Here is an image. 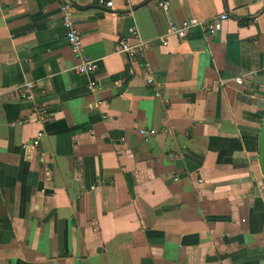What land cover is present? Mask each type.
Masks as SVG:
<instances>
[{"label": "crops", "instance_id": "1", "mask_svg": "<svg viewBox=\"0 0 264 264\" xmlns=\"http://www.w3.org/2000/svg\"><path fill=\"white\" fill-rule=\"evenodd\" d=\"M64 1L0 0V264H264V0H68L92 73ZM131 28L135 57L115 50Z\"/></svg>", "mask_w": 264, "mask_h": 264}, {"label": "built area", "instance_id": "2", "mask_svg": "<svg viewBox=\"0 0 264 264\" xmlns=\"http://www.w3.org/2000/svg\"><path fill=\"white\" fill-rule=\"evenodd\" d=\"M99 3L106 7H113V1L107 0H99ZM171 0H157V5L165 10L170 8ZM62 11V20L63 26L65 28L66 38L71 46L72 51L80 58V63L77 66V71L80 73H92L97 70L99 63L96 58L85 54L83 52V35L76 28L74 23L75 17V7L68 0L64 1L61 5ZM228 18V14L223 12L210 18L209 20H201L197 17H190L182 20L181 22H175L171 20L168 25L166 36H176L178 38H186L190 31L199 27L206 34H216L222 29L223 20ZM131 33L134 37L138 38V42L135 44H131L127 37H120L115 44V50L117 52H122L127 54L129 57H135L140 53H144L147 50L148 44L143 39L140 38L139 32L135 28L130 29ZM166 36L161 37V42L163 44L168 43V38ZM142 68L147 73L146 82L151 84L154 82L155 76L153 73V66L149 61H145L141 64ZM238 82H242L243 79L241 77L237 78ZM94 84V83H93ZM92 84V85H93ZM35 88V83L32 81L25 82L21 86L20 96L23 99H31L33 97L32 91ZM159 94V92L157 93ZM2 98V92H0V99ZM52 113L48 112L47 109L39 110V121L45 120L47 116H50ZM24 121L20 120L17 122H13L12 125L15 126L17 124H21ZM142 134H150L153 135L157 131L156 130H145L142 129L140 131ZM44 135V131H38L36 137L33 140V145L37 146L40 143L41 137ZM173 157L177 156V154H172ZM201 181V180H200Z\"/></svg>", "mask_w": 264, "mask_h": 264}, {"label": "water", "instance_id": "3", "mask_svg": "<svg viewBox=\"0 0 264 264\" xmlns=\"http://www.w3.org/2000/svg\"><path fill=\"white\" fill-rule=\"evenodd\" d=\"M258 161L260 164L261 172L264 175V115L262 118V126L259 136V152H258Z\"/></svg>", "mask_w": 264, "mask_h": 264}]
</instances>
